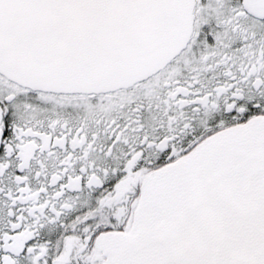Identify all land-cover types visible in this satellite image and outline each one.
<instances>
[{"label":"snow or ice","instance_id":"1","mask_svg":"<svg viewBox=\"0 0 264 264\" xmlns=\"http://www.w3.org/2000/svg\"><path fill=\"white\" fill-rule=\"evenodd\" d=\"M0 264H264V0H0Z\"/></svg>","mask_w":264,"mask_h":264}]
</instances>
